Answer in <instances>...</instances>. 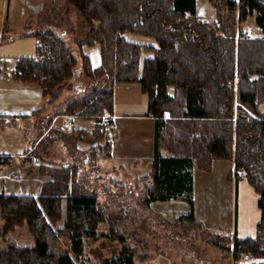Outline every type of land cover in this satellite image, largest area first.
Returning a JSON list of instances; mask_svg holds the SVG:
<instances>
[{
	"label": "trees",
	"instance_id": "obj_1",
	"mask_svg": "<svg viewBox=\"0 0 264 264\" xmlns=\"http://www.w3.org/2000/svg\"><path fill=\"white\" fill-rule=\"evenodd\" d=\"M66 1L88 27L76 40L78 50L73 51L64 33L52 27L20 32L36 37V55L18 57L11 73L16 80L37 83L47 97V112L41 107L30 113L38 118L40 130L59 113L95 118L101 124V116L113 111V85L137 81L147 96L146 113L155 121L151 171L155 186L147 190L146 199L169 198L181 191L186 184L181 170L194 162L209 170L214 158L232 159L235 174L242 172L258 194L260 218L255 236H226L233 242L236 258L244 253L264 257V113L258 109L264 101V0H209L220 27L197 16L195 0ZM253 13L260 34L236 35L238 22ZM127 31L151 36L156 45L132 41L125 36ZM96 42L100 62L93 66L81 46ZM145 50L153 55L143 59L140 69ZM80 70L88 77H106V86L81 96L67 92L61 98L63 88L74 82ZM168 87L173 88L172 94ZM166 113L171 118H164ZM168 124L167 146L172 153L163 157L160 142ZM95 148L88 150L98 158L102 152ZM74 167L72 162L51 169L37 197L0 192L1 231L25 221L33 237L31 245L0 248V264H73L71 255L83 253L85 239L103 235L95 231L104 219L95 195L75 189L77 182L71 189L66 186ZM186 179L190 190L189 176ZM63 198L66 217L56 229L70 241L60 251L50 240ZM188 203L185 219L196 223L190 197ZM117 262L136 264L132 254L124 251Z\"/></svg>",
	"mask_w": 264,
	"mask_h": 264
},
{
	"label": "rangeland",
	"instance_id": "obj_2",
	"mask_svg": "<svg viewBox=\"0 0 264 264\" xmlns=\"http://www.w3.org/2000/svg\"><path fill=\"white\" fill-rule=\"evenodd\" d=\"M212 5L209 0H198L200 12L204 11L201 12L202 19L207 20L209 16H212L209 14V12L212 14V10L209 11L214 6ZM254 16V13L248 15L239 24L247 27L244 29L254 28ZM46 27H52L64 33L73 51L78 50L76 40L81 39L88 30L77 10L66 0H0L1 111L11 108V99L13 96L19 97L20 94L17 88L18 82L11 75L16 59L21 56L36 55L38 42L36 37L33 34L20 35L19 33ZM250 30L251 36L258 34L255 28ZM124 34L135 41L154 42L151 37L131 34L128 31ZM87 46L83 44L82 51L89 53L92 58H98L97 42L92 47ZM151 52V50L143 51L140 56V68L144 56H150ZM105 79L106 77L99 79L88 77L80 70L75 75L74 82L64 87L60 96L62 98L67 92L72 96L76 94L81 96L88 91L106 86ZM235 92L237 93L236 90ZM235 101L237 103V97ZM34 106V108L44 107L47 112L49 109L47 97H40ZM146 107L147 96L141 91L137 81L113 85V112L115 114H144ZM17 109L21 110L22 107H17ZM108 117L109 115L104 113L101 116L102 123L99 125L95 123V118H87L88 121L93 120V129L90 131L72 130L73 135L71 136L69 132L63 134L64 132L59 131L58 134H54L52 129H47L51 135L50 139L46 136L39 139L41 135L39 125H34L33 121L28 123L27 134L29 137L32 136L31 134L34 135L31 141V153L39 152L42 148L49 150L48 154L43 156L45 163L41 167L42 173L47 174L51 169H59L63 164L73 162L75 172L68 178L66 186L71 189L77 182L75 189L78 188L95 195L97 210L104 216L103 220L97 222L95 228L97 234L103 233V235H99L96 239H85L83 253L78 256L71 255L73 264H118V257L123 251L130 252L136 264H152L154 259L157 264L164 262L168 264H251L253 261H264V257L253 256L245 260L243 254L236 258L231 237H227L222 230L210 231L185 217L164 218L160 212L150 207L149 199H146L147 190L152 187L151 179L145 174L148 165L144 164V159H134L133 156L123 158L112 154L109 148L115 136L113 128L108 124ZM164 118L171 117L166 113ZM78 121L75 120L74 125H78ZM88 121H86V127L90 125ZM140 122H135L138 128L135 134L146 133V139H148L151 136V121L140 120ZM95 125L97 130L94 131ZM113 127L116 132V126ZM9 130L12 131V135L8 134L9 139L18 138L19 131H21L19 122ZM169 130L170 124L163 130L160 142V150L167 154L172 153L167 146V142L171 139ZM77 137L83 142L81 145H86V148L76 147L77 139L75 138ZM90 146L97 147L102 155L98 158L94 157L88 150ZM69 173L72 174V171ZM148 174H150L149 170ZM138 175L141 177V184L137 180ZM205 176L207 178L208 174ZM214 188L208 194L211 198L213 196L217 204L218 200H221L222 218L226 220L227 200L221 199V195L218 198ZM61 204V217L53 225L54 238L50 240L53 247L60 251L67 249L70 241L67 235L56 229L62 225L66 217L67 204L64 198ZM207 209L208 207L205 208L206 211ZM2 224L3 220L0 219V248L8 244L20 246L33 243V237L25 221L5 233L1 231Z\"/></svg>",
	"mask_w": 264,
	"mask_h": 264
},
{
	"label": "crops",
	"instance_id": "obj_3",
	"mask_svg": "<svg viewBox=\"0 0 264 264\" xmlns=\"http://www.w3.org/2000/svg\"><path fill=\"white\" fill-rule=\"evenodd\" d=\"M195 4L196 14L202 19L201 12L203 13L204 11L200 12L198 0H195ZM211 10L212 14L211 12H209V14L212 16H209L207 19L209 21L216 19L214 6L209 11ZM255 26L254 28L258 32L257 35H259V28ZM244 28L247 27L241 26L238 22L236 35L239 32L251 35L250 29H254ZM19 34L21 35V33ZM128 39L135 41L131 38ZM135 42L156 45L155 39V43L141 41ZM84 52L90 57V61L93 66H97L99 64V49L98 58H92L89 53L86 51ZM151 53L152 54L150 56H144V58L151 57L153 52ZM17 82V88L20 90L19 97L13 96L11 99V108L5 111L0 110V192L11 194L30 193L37 197L41 192L43 183L47 180V174L46 172L42 173L41 167L45 163L43 156H46L49 150H47V148H42L39 152L31 153V141L34 139V135L31 134L32 136L29 137L27 132L29 127L28 123L30 121H33V123H35L34 125H39L38 118L35 117L34 119V116L30 115V113L34 109H37L34 108V105L37 103L38 99L40 97L44 98L45 96L42 95L41 87L37 83L20 80H17ZM234 85L236 90V79ZM172 92L173 88L168 87V93L172 94ZM17 107H22V109L19 110ZM258 109L264 113V101L259 103ZM109 118L111 119L110 126L113 128L115 136L111 140L112 154L114 153L117 157L121 156L123 158L133 156L132 158L134 159H144V164L148 165L147 167L150 173L148 174L147 170L145 174L146 177L151 179L150 184H152V187H149V189H152L155 186V183L151 178V171L153 170L152 158L155 130L154 117L147 113L115 114L112 111V113L109 114ZM67 119L71 120L70 126L64 125V121ZM75 120H79L78 125H74ZM140 120L151 121L152 130L150 133L151 136L148 137V139H146V133L135 134V132L138 131L135 122L141 123ZM86 121H88L87 118L72 116L71 114H56L42 130H40L41 127L39 126L41 135L38 138L41 139L42 136H46V138L50 139L51 135H49L47 129H52L54 134H58V129L67 130L70 133L73 132L72 130L76 131L79 129L90 131L94 127L93 120L90 119L88 121L90 123L88 127H86ZM17 122H19L21 129V131H19V137L9 139L8 134L12 135V131H10L11 129L9 130V128ZM113 126H116V132ZM20 132H22V134ZM82 143L83 142H81V140L77 139L76 147L86 148V145H81ZM161 155L163 157L169 156V154L164 153L163 151H161ZM181 173L185 175L186 181V184L183 185V189L169 198L149 199L148 205H150V207L160 212L164 218H183L189 212L188 197H190L193 204L194 221L202 226V228H206L210 231L222 230L225 235H228L231 238L255 236L256 224L260 218V209L257 204L258 194L255 192L254 188L242 172L235 174L234 162L232 159L214 158L211 162L209 170L199 168L196 165V162H194L190 166L184 167L181 170ZM206 174H208L207 178L205 176ZM188 176L190 180V190L186 179ZM137 180L139 184H141V177L139 175L137 176ZM212 188L215 189L214 191L218 194V198L219 195H221V199L223 198L224 201L227 200L225 207L227 209L225 213V216L227 214L226 220L222 218L223 212L221 200H218L219 203L217 204V202L213 199V196L211 198V195L208 194ZM198 190L202 196L200 194L198 195ZM206 207H208L207 211L205 210ZM155 262L156 259H154V262L152 261V264H157ZM162 264L168 263L164 262Z\"/></svg>",
	"mask_w": 264,
	"mask_h": 264
},
{
	"label": "built area",
	"instance_id": "obj_4",
	"mask_svg": "<svg viewBox=\"0 0 264 264\" xmlns=\"http://www.w3.org/2000/svg\"><path fill=\"white\" fill-rule=\"evenodd\" d=\"M213 22H214L218 27H220V23H219V21H218L217 19H214ZM64 125H65V126H70V125H71V120H69V119L65 120V121H64ZM243 258H244L245 260H247V259H250L251 256H250L249 254H247V253H244V254H243Z\"/></svg>",
	"mask_w": 264,
	"mask_h": 264
}]
</instances>
